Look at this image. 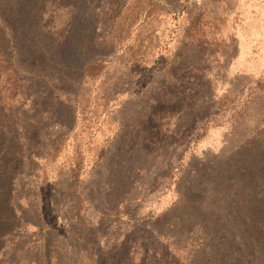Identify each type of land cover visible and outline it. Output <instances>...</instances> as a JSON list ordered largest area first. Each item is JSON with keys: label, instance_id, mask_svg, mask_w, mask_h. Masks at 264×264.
I'll list each match as a JSON object with an SVG mask.
<instances>
[{"label": "rangeland", "instance_id": "obj_1", "mask_svg": "<svg viewBox=\"0 0 264 264\" xmlns=\"http://www.w3.org/2000/svg\"><path fill=\"white\" fill-rule=\"evenodd\" d=\"M0 264H264V0H0Z\"/></svg>", "mask_w": 264, "mask_h": 264}]
</instances>
